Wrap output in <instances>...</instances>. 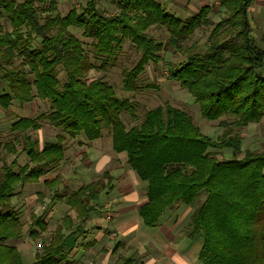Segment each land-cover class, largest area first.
<instances>
[{
    "label": "trees",
    "instance_id": "16d2710c",
    "mask_svg": "<svg viewBox=\"0 0 264 264\" xmlns=\"http://www.w3.org/2000/svg\"><path fill=\"white\" fill-rule=\"evenodd\" d=\"M84 1L80 10L62 17L55 15L57 0H0V115L11 131V139L0 142V264H22L11 242L22 240L26 229L12 199L21 187L39 183L54 170L59 173L44 183L50 204L32 215L28 230L38 239L48 230L51 206L66 204L69 213L34 262L63 264L69 240L114 190L115 178L105 171L64 192L62 163L72 139L82 136L92 143L104 131L113 151L125 153L129 169L146 184L147 200L138 209L145 227H157L173 205L191 206L203 195L183 235L202 237L201 264H264V145L239 159L241 131L264 119V39L254 38L248 16L255 0H220L227 16L219 22L211 18L210 7L184 21L157 0H120L114 15H107L98 0ZM2 20L11 30L3 29ZM211 26L200 53L189 40L197 29ZM151 27L165 28L166 44L183 55V61L168 65V78L194 99L203 119L219 122L224 133L217 139L170 106L147 112L139 125L127 129L124 115L135 113L131 101L118 97L103 78L89 79L130 42L141 57L123 71L122 86L127 93L138 92L146 67L161 62L166 50L149 36ZM99 60L102 66L95 64ZM36 101L49 104L48 111L11 119L13 105L23 108ZM43 122L61 132L55 141H43ZM218 151H230L232 158L219 160L213 154ZM23 157L27 162L21 164Z\"/></svg>",
    "mask_w": 264,
    "mask_h": 264
},
{
    "label": "rangeland",
    "instance_id": "374dc122",
    "mask_svg": "<svg viewBox=\"0 0 264 264\" xmlns=\"http://www.w3.org/2000/svg\"><path fill=\"white\" fill-rule=\"evenodd\" d=\"M19 2L20 0H16ZM114 3L111 2V0H98V6L102 9L103 11L106 12L107 15H114L118 11V7L116 4V0H113ZM85 3L84 0H57V12L55 15L58 13L62 17L66 16L73 8H77L80 10L81 6H83ZM162 3V1H160ZM173 3V2H172ZM49 3H46L44 5L45 8L48 7ZM114 4V6H113ZM169 6L171 5V1H167L165 3ZM218 8H220V11H217V13H214L215 15H218L217 17V22L220 20L226 18V12L224 9L221 8L220 4L216 5ZM254 6V5H253ZM164 7V6H163ZM108 8V9H107ZM253 8V7H252ZM250 9L249 12V17H250V24L253 28V36L257 40H261L262 38L264 39V13H261L259 10H257V7L255 6V9L252 10ZM167 9V8H166ZM167 12L171 13L172 15L176 16L179 18L178 14H174L170 12L167 9ZM214 14L211 18L214 17ZM195 16V14H188V16H184V21L188 20L190 18ZM219 20V21H218ZM1 25L3 26L4 30H11L10 26L6 21L2 20ZM72 32H77L76 29H70ZM214 30V26L211 27H202L200 29H197L194 34L192 35L191 39L189 40V45H195L197 46L195 49L198 52H204L205 47L208 42V38L210 37L211 33ZM149 36L152 38L156 39V41H160L163 44H166L169 39V34L165 28H160V27H151L148 31ZM86 45L91 44V40L87 39L85 40ZM166 50L160 53V56L162 57V61L159 63H154L151 62L145 69L143 75L141 76L139 80V85H140V90L136 93H127L123 90L122 86V81H123V71L125 69H131L136 65L138 60L141 57V53L138 52L130 42H126L123 46V50L119 52L116 56V60H110L107 63L106 69H101L98 68L96 70H93L90 72L89 79L90 80H95V79H101L103 78L104 80L108 81L115 89L116 94L118 97L122 99H128L131 101L133 107H134V116H129V115H124L123 121L125 123V126L127 129H130L136 125H139L144 118V115L157 108V107H166L170 106L175 109H178L180 111H183L187 113L193 120L194 124L200 129L201 133L211 137L213 139H217L224 133V129L219 126V122H212V121H207L201 117L199 107L197 103L194 101V99L188 94L186 90H184L181 85L177 82L171 81L168 78L167 71H168V65L169 64H178L179 62L184 60V57L181 53L177 52L173 47L170 45H165ZM87 48V47H86ZM88 49V48H87ZM103 61L99 60L95 62L98 66H102ZM60 78L65 79V74L60 71ZM49 109V104L42 102V101H36L31 104H26L23 108L20 106L13 105L11 107L12 110V115L11 119H13L15 116H20V117H33L35 114L38 116L39 114L47 112ZM2 115H0V142H5L11 139V131L9 128L6 127L4 124V121H2ZM2 119V120H1ZM15 119V118H14ZM108 131H104V136L103 140L107 139V148H109L108 143L110 142L109 139V134H107ZM61 132L58 129H54L50 126L47 125L46 122H43V130L41 131V137L43 141L46 140H52L55 141L57 139V136ZM32 136H37V135H32ZM241 137H242V153L239 155V159H242L245 155V152L247 150L251 151H256L259 152L263 150V145H264V119L260 124L257 125H252L245 130L241 131ZM104 147H106L104 145ZM103 147V148H104ZM72 148L67 149V157L70 159V165H66L62 171V178L63 180L67 181L70 180L69 184H63L64 187L62 190L64 192H67L68 190H73L77 189L83 185H86L90 183L91 181H95L98 179L99 175L97 172H94L89 176V180H82L79 178L77 174L74 173L72 175V170L74 168L75 163L73 164L72 162H76L77 158L79 159V156L76 155L73 157L72 155ZM213 152V151H212ZM125 154V153H124ZM217 159L222 160V159H231L232 158V153L230 151H218L213 153ZM126 156V154H125ZM123 156L122 159L120 160L121 165L129 169L127 165V156ZM9 158L12 160L11 157ZM19 162L23 164L24 162H27L25 157L23 159H20ZM115 165L118 166V164L115 162ZM2 164H0L1 168ZM132 171V170H130ZM115 176L118 175L117 173L114 174ZM71 176V177H70ZM132 176L131 180H136L137 183V191L139 195H141V200L142 203L143 201L146 202V184L143 183L136 172L132 171ZM70 177V179H69ZM61 178V179H62ZM62 180V183L64 182ZM61 184V183H60ZM61 190V191H62ZM51 191V190H50ZM25 192H28L25 189ZM108 196H105V201L106 202H111L112 199L110 198L109 194ZM112 196H115L111 194ZM44 197H40L38 199V205L40 208V213H42L44 210H42V206L46 204H50V192L49 189H46L45 192L43 193ZM116 197V196H115ZM114 197V198H115ZM203 199V195H201L200 199L196 201L191 206H183L181 204H175L168 210L164 212V214L160 217V222L159 224H162L164 220L170 216H172L174 213H176L179 209L185 208V211H183L182 216L178 220V225L177 228L179 229L178 235L176 237L178 242L180 244H189V250H190V257L197 259V255L201 249L202 246V237H197L194 240H189L186 241V238L183 236L185 235V231L187 230L188 224L190 223L191 217L193 210L199 205L201 200ZM141 203V202H140ZM48 206V205H47ZM46 206V208H47ZM50 206V205H49ZM54 205L51 206V211L53 210ZM12 207L20 212V205H14L12 204ZM109 208L110 207H105V210H108L106 213H109ZM51 213V212H50ZM28 217H31V214L28 215ZM27 219V218H26ZM29 220H25L23 223L27 224L25 225V229L28 230L27 227H29ZM54 227V225L52 226ZM54 233V231H53ZM53 233L51 234L50 229L44 235H41L38 239H29L33 243L34 250L37 252L43 242L48 241L52 236ZM159 233V230L156 228H147L142 226V232L138 233L136 235V238L131 237L130 239L127 240H122L119 241V235L115 233L114 231L107 234L108 237L110 238L107 239L108 243L110 246H115L116 247V253H121L123 256H132L131 258L134 259L133 261L139 262L141 260H144L145 253L140 250V247L146 243V235L152 239L155 238V235ZM113 234V235H112ZM29 237V236H28ZM156 239V238H155ZM149 240V239H148ZM119 241V242H118ZM65 255V261L67 260H77L74 259V252L71 251H66ZM137 253V254H136ZM78 253V256L79 257ZM103 256V255H102ZM116 256L114 260H116ZM124 258H119L118 263L123 264ZM33 261V256L29 255L26 256V263L31 264Z\"/></svg>",
    "mask_w": 264,
    "mask_h": 264
},
{
    "label": "crops",
    "instance_id": "0c3cea01",
    "mask_svg": "<svg viewBox=\"0 0 264 264\" xmlns=\"http://www.w3.org/2000/svg\"><path fill=\"white\" fill-rule=\"evenodd\" d=\"M157 1L159 3L162 1L160 4L162 7L164 6L163 9L166 12L168 9L170 12L178 14L181 20H184V16H188V14L197 15L204 7H210L212 9V16L214 13H217V11H220V8L216 6L220 4V0ZM167 1H171L172 6H170V8L165 4ZM111 2L114 3L113 0H111ZM119 2L120 0H116L117 7ZM255 6L257 10L264 13V0H255L251 6V8L253 7L252 10L255 9ZM217 17L218 15L214 14V21H217ZM109 139V148H107V142H105L107 139L104 141L103 138L88 143L80 136L72 139L69 144V148L73 146V157L76 155L79 156L76 162H72L73 164L75 163L72 173L77 174L82 180H89V176L94 172L100 175L105 171H109L115 178V182L113 184L114 190L109 194L112 201L106 202L104 197L89 219L82 224V229H80L79 233L75 234L68 242L67 249L75 253L74 259L77 260H67L64 264H119V258H124L123 264H125L127 260H131L128 264H201L198 259L199 253L197 259H195V257L191 258L189 255V244H180L177 240L178 237H176L179 231L177 228L179 224L178 220L182 216L183 211H185V208L179 209L172 216L166 218L162 224L155 227L159 230V233L155 235L156 239H153V237L151 239L146 235V243L140 247V250L145 253V255H143L144 260L135 262L133 261L134 259L131 258L133 255L131 257L128 255L123 256L120 252L116 253L117 250L115 246L113 247L107 244V239L110 238L107 234L113 231L119 235V241L127 240L131 237L136 238V235L142 232L144 223L138 214V209L145 203V201L142 203L140 199L141 195H139L137 191L136 186L138 182H136V180H131L133 177L132 171H130L126 165L125 167L121 165L120 160L125 154L115 153L112 149L111 137H109ZM104 145L106 147H104ZM69 160L70 159L67 157V160L62 163L63 168L66 165H70ZM115 162L118 166L115 165ZM58 173V170H54L46 175V177L42 178L39 183L28 184L20 188L17 195L12 199V204L20 205L21 209L19 216L22 222L29 220L27 222L30 224L32 215L41 214L38 199L46 190L44 183L46 180H52ZM115 173L118 175L115 176ZM69 182L70 180H67L65 184H69ZM25 189L28 192H25ZM53 207L48 218V231L50 229L51 234L60 224L64 215L69 213V207L64 203H55ZM105 207H110L108 214L106 213L108 210H105ZM30 214L31 217H28ZM25 225L27 224L25 223L24 226ZM53 225L54 227H52ZM29 239H32V237H30V232L29 230H25V235L22 240L11 242V244L16 246L22 264H27L26 256L29 255L33 256L31 264L35 262V255L37 252L34 250L32 241ZM189 240L190 239L186 238V241L189 242ZM78 253H80L79 257H77ZM115 256L117 257V262L114 260Z\"/></svg>",
    "mask_w": 264,
    "mask_h": 264
},
{
    "label": "built area",
    "instance_id": "2783aa9c",
    "mask_svg": "<svg viewBox=\"0 0 264 264\" xmlns=\"http://www.w3.org/2000/svg\"><path fill=\"white\" fill-rule=\"evenodd\" d=\"M45 209H46V205H43V206H42V210H45Z\"/></svg>",
    "mask_w": 264,
    "mask_h": 264
}]
</instances>
